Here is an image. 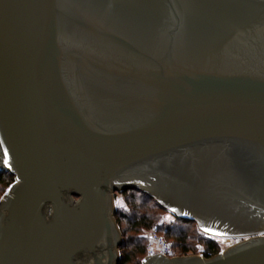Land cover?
I'll return each mask as SVG.
<instances>
[{"label": "water", "instance_id": "1", "mask_svg": "<svg viewBox=\"0 0 264 264\" xmlns=\"http://www.w3.org/2000/svg\"><path fill=\"white\" fill-rule=\"evenodd\" d=\"M0 171V264H118L126 188L264 264V0H0Z\"/></svg>", "mask_w": 264, "mask_h": 264}, {"label": "trees", "instance_id": "2", "mask_svg": "<svg viewBox=\"0 0 264 264\" xmlns=\"http://www.w3.org/2000/svg\"><path fill=\"white\" fill-rule=\"evenodd\" d=\"M14 181L15 175L9 171H0V199ZM116 193H121L127 203V209L120 208L115 213L123 239L119 246L121 254L118 264L142 262L147 249L146 240L141 236V231L155 225L158 226L159 232H165L167 239H174L175 244H173L183 255L194 252L193 242L196 240L205 245L203 252L205 258L220 252V246L216 240L206 237L194 220L177 217L173 222L160 223L161 214L167 209L149 194L135 188H126Z\"/></svg>", "mask_w": 264, "mask_h": 264}, {"label": "flooded vegetation", "instance_id": "3", "mask_svg": "<svg viewBox=\"0 0 264 264\" xmlns=\"http://www.w3.org/2000/svg\"><path fill=\"white\" fill-rule=\"evenodd\" d=\"M204 167V166H203ZM207 167L204 171H201V173H194L192 171H188L185 176L187 178H194L196 176L198 177H202V181H204L205 183L207 182H214L215 186H221V185H228L229 182H231L232 180H234L233 182L237 181V178H239V176L243 175L240 171H237L235 169H232L229 165H209V166H205ZM236 178V179H235ZM232 179V180H231ZM192 180V179H190ZM186 190L191 191L192 188L191 187H186ZM204 192H209V193H217V190L213 191L212 188H204L203 189ZM166 208V207H165ZM167 209V208H166ZM190 210V209H189ZM175 215V218L180 217L181 214L185 215L186 217H195V215H198V211L193 210L192 211H182L179 210L178 208H175L174 211H172ZM214 213L209 214L210 216H212ZM213 216L217 217V214H214ZM183 218V217H181ZM187 219H191V218H187ZM193 220V219H191ZM195 221V220H194ZM196 222V221H195ZM196 224L198 225V228L201 230L202 233L208 234L206 232H204L200 227L199 224L196 222Z\"/></svg>", "mask_w": 264, "mask_h": 264}, {"label": "rangeland", "instance_id": "4", "mask_svg": "<svg viewBox=\"0 0 264 264\" xmlns=\"http://www.w3.org/2000/svg\"><path fill=\"white\" fill-rule=\"evenodd\" d=\"M9 188V187H8ZM7 188V189H8ZM7 192V190L3 193L2 197L5 195V193ZM1 197V198H2ZM1 200V199H0ZM114 205L117 209H120V208H124V209H127V203L125 201V197L121 194V193H115L114 195ZM116 219V218H115ZM175 220V215L172 211H170L169 209H167L166 212H163L161 214V220H160V223H163V222H173ZM119 225V224H118ZM198 227V225H197ZM120 228V226H119ZM152 228H155L158 230V226H153L151 228H147V229H142L141 231V236L144 238V235L145 233L152 229ZM120 231H121V228H120ZM159 231V230H158ZM161 234L165 235V232L164 231H160ZM206 237H210L214 240H216V242L219 244L220 246V252L221 251H225L235 245H237L238 243H240L241 241H243V238L242 237H219V236H214V235H209V234H205L203 233ZM122 235V233H121ZM170 241H172L174 243V239L172 238H169ZM168 239V240H169ZM194 245H195V250L193 253H190V254H187V255H183L181 253V251L179 250V248L175 247V243L173 244L174 247H173V254H174V257H179V256H190V255H197V256H201L203 255V252L205 250V245L201 242H198L197 240L193 242ZM119 252L121 254V251L119 249ZM141 264V263H140Z\"/></svg>", "mask_w": 264, "mask_h": 264}, {"label": "built area", "instance_id": "5", "mask_svg": "<svg viewBox=\"0 0 264 264\" xmlns=\"http://www.w3.org/2000/svg\"><path fill=\"white\" fill-rule=\"evenodd\" d=\"M9 188L7 189L6 193H8ZM144 238L146 240L147 253L145 257L142 259L141 264H145L144 261L152 257H157V256H163L166 258L174 257L173 242L168 240L166 236L161 234L157 229L152 228L148 230L145 233ZM201 256L204 257V254Z\"/></svg>", "mask_w": 264, "mask_h": 264}]
</instances>
